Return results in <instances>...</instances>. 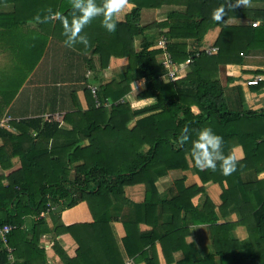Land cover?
<instances>
[{
  "label": "trees",
  "instance_id": "obj_1",
  "mask_svg": "<svg viewBox=\"0 0 264 264\" xmlns=\"http://www.w3.org/2000/svg\"><path fill=\"white\" fill-rule=\"evenodd\" d=\"M67 1L59 0L56 7L50 9L70 19L72 9L68 7ZM177 2L185 5L184 12L172 10L166 14L165 21H154L148 25L160 29L168 27L166 32L160 30L158 34L163 33L169 39L165 49L174 62L190 59L185 76L180 80L175 77L174 81L164 82L160 78L161 62L155 58L158 50L150 48L153 39L144 34L148 27L139 24V17L142 8ZM226 2L128 0L129 11L117 14L115 32L110 33L102 23H97L102 21L101 16L95 17V22L82 30V34H86L91 42L90 54L99 55L101 68L107 67L111 56L128 58L123 79L100 84L94 94L86 90L85 110L79 104L75 91H71L70 100L74 110L66 111L62 118L70 128H62L53 118L43 120L41 116L10 120L9 124L16 133L0 128V138L3 139L0 144V167L3 170L0 173V227L5 224L14 226L7 234V246L0 239V264H51L47 262L45 251L39 245L40 237L48 232L54 235L69 233L77 244L75 256L70 257L54 240L53 250L64 264H123V255L111 228L112 221L122 223V245L127 255L133 257L134 264L140 263L147 255L144 246L153 243L155 239H159L162 246H165V255L166 249L170 247L172 249L168 252L171 253L178 238L184 239L190 223H210L211 242L221 264L226 260L227 264H264V177L259 178V174L264 172V109L229 107L223 86L218 79L212 78V73H217L220 64H237L243 72L253 71L251 75L240 77L241 81L235 84L234 77L226 74V86L232 84L239 100L243 99L242 85L252 90L264 85V66L251 68L241 65L249 50L264 52V9L226 6V15L221 20L212 19L213 10ZM46 14L47 11L33 14L29 20L43 24L46 22L43 19ZM37 15L40 16L39 20L36 19ZM230 18L258 19L259 25L228 24ZM49 21L54 36L64 43L61 20ZM212 25L220 27L215 40L217 50L214 54H207L197 47L207 28ZM135 38L139 39L138 43L134 41ZM188 39L193 40L194 48L191 50H188ZM46 42L44 38L41 42L31 40L29 43L18 44L21 51L14 57L10 55L15 53L14 47L0 42V96L5 104L10 102L41 59ZM83 46L77 43L71 48L76 50ZM88 66L93 68L90 60ZM257 75L263 76L258 84H246L248 78ZM185 78L190 79L189 82L194 85L191 95L174 88L176 83L185 81ZM139 85L144 87L137 96L153 97L155 100L136 111L132 110L129 103L119 99ZM95 96L101 101L110 96L116 103L110 109L102 104L96 106ZM144 112L150 114L139 118L131 129L127 128L132 113L138 115ZM204 123L221 134L225 154H232L233 144L241 145L244 150V157L237 161L236 171L224 176L227 187L223 191L225 196L219 211L224 216L236 208L242 214L240 221L246 217L252 218L253 228L261 237V248L257 251L234 252L228 244L237 241L229 235L235 223L217 224L219 215L213 211L210 200H206L211 208L208 211L204 207L198 209L191 203V197L204 193L205 185L209 181H217L219 173V162L216 170H200L191 156L192 141ZM185 124L189 125L190 139L181 146L177 141ZM144 145H148V150L143 153L141 149ZM4 150L11 152L3 155ZM186 154L191 157L202 185L185 186L183 180H176L172 192L169 191L171 194L161 195L155 181L169 169H186ZM11 157H18V169L10 170ZM259 162H262L261 166ZM241 165L247 166L249 170L254 169L257 174V178L244 183L240 180L238 185L244 193L251 192L252 185L258 189L259 199L252 201L246 208L228 199L235 190L230 177H237L244 168ZM221 179L218 177L219 183H222ZM134 184L144 186V198L136 203L124 195L125 187ZM77 208L82 212L85 209V213L81 214L82 219L78 213V219L64 224L61 214ZM244 210H247V214H244ZM132 212L135 215H131ZM45 213H49L53 220L58 219L52 230L47 226L43 216ZM28 215L36 217L29 231L23 228V217ZM163 215L169 217L166 224L162 223ZM140 221L148 222L152 229L139 232ZM159 226L165 234H160ZM176 228L180 232L175 231ZM27 233L31 236L28 237ZM251 242L246 241L241 245L250 247L253 244ZM8 247L11 248L10 253ZM11 254L16 258L14 263H9L8 256ZM213 257L208 254L194 264H213ZM151 264L157 263L151 261Z\"/></svg>",
  "mask_w": 264,
  "mask_h": 264
},
{
  "label": "crops",
  "instance_id": "obj_2",
  "mask_svg": "<svg viewBox=\"0 0 264 264\" xmlns=\"http://www.w3.org/2000/svg\"><path fill=\"white\" fill-rule=\"evenodd\" d=\"M58 1L59 0L0 1V42H3V44H11L14 47L15 53H10L11 57L18 55V53L21 51V48L17 46L18 44H23L24 42L29 43L31 42V40H37L38 42H41L44 38L47 39V45L45 46L41 59L36 64L33 71L27 76L17 93L11 98L10 102L5 104L0 96V123L1 120H3L6 116H9L10 120L41 116L43 120L53 118L54 120L59 122L60 127L62 128H70V125L65 123L62 118L66 111L74 110V108L72 107V102L70 100L71 91H75V95L79 104L81 105L82 109L85 110L87 108V100L85 96L86 90H90L91 93L94 94L95 91H92V87H95L96 90L100 84L110 82L111 80H116V82H118L123 79V74L128 64V58L126 56H111L109 58L107 67L101 68L99 55L97 53L90 54V46H92L90 45V41L87 47L83 46L81 49L75 50L71 47H66L63 42H61L54 36L51 23H48V21H46L41 24L40 21L29 20L31 19V15L33 14L44 13L48 9L56 7ZM97 2L101 3L102 0H97ZM66 3L68 4V7H70V0H68ZM241 6L246 9H264V1H247L244 6ZM185 9V5L179 2L174 4L162 5L155 8H142L139 17V24L141 26L148 27V25L154 21H165L166 14H168V12L172 10L184 12ZM128 11L129 5L126 4V6L121 10V14ZM253 20L258 19L230 18L228 19L227 23L250 24V22ZM51 21L52 19L49 22ZM94 22L95 21L92 20L89 24L91 25ZM97 23L101 24V22ZM89 24H87L85 27H87ZM160 30L162 32H166L168 30V27L164 26L162 27V29H160L159 27L149 26L144 31V34H147L149 37H151V39H153V44L150 48L158 50L155 55V58L158 62H160V60L164 57V51L166 50L161 46L160 43L161 37L165 36L163 35V33L158 34ZM219 32L220 27L218 25H212L208 27L197 49L204 50L207 54H214L216 50L210 52H208V50L211 47L215 46V40ZM137 38H135L134 40L136 43H138L139 40ZM165 38L168 43L169 39H167L166 36ZM186 41L188 50L194 48L192 46V39H188ZM136 49L138 50L139 48L136 47ZM241 54L242 53H240V55ZM88 60L92 62L93 68L88 66ZM189 62L190 59L188 58L180 63L175 62L176 71L174 74V79L175 77H178V79L180 80V78L187 74V66ZM241 65L251 68L263 67L264 52H260L259 50H249V52L244 55ZM252 72L253 71H241V69L238 68L237 64L228 66L220 64L217 68L216 74L215 71L213 73L211 72L212 78L214 77V79H218L220 84L223 86L224 95L229 104V107L252 110L264 109V85L257 90H252L251 87L242 85V100L238 99L239 97L237 91L234 87L231 86L232 84L226 86V74L232 75L234 77L235 81L233 83L235 84L236 81H241L240 77L248 74L251 75L253 74ZM206 74H208V71L206 72ZM160 78L164 82L172 81L168 78V75L165 73V70L163 68H161L160 70ZM189 80L190 79L185 78V81H179L178 83H176V85L174 86L175 90H179L183 93H190L187 95H191L194 91V85H192ZM143 87V85H139L134 90L130 91L125 96L120 98L119 101H125L129 103L132 110L137 111L145 108L146 106L151 104L155 100V98H141L137 96V93ZM115 103L116 101H114L110 96H108L103 101L95 96L96 106L102 104L107 109H110L111 106ZM148 114H150V112H144L138 115L132 113L129 121L127 122V128L131 129L136 125V122L139 118ZM10 120L8 121V124ZM205 126L210 127L208 123H204L203 127ZM0 128H5L8 131L16 133V130L10 124L9 126ZM2 143L3 139L0 138V144ZM147 150L148 145H144L141 149L143 153ZM10 152L11 150H4L3 155L10 154ZM231 153L234 157H236L237 161L241 160L244 157V150L239 144L232 145ZM259 156L261 160L262 153ZM185 157L187 160L186 169H169L162 175H160L155 181L157 191L161 195L165 194L169 196L171 194L169 191L172 192L173 183L176 180H183V184L185 186H189L192 184H196L198 186L202 185V181L200 180L193 167L191 157L189 156V154H186ZM10 160L12 164L10 170L18 169V157H11ZM254 160L256 161V156ZM254 163L255 162H253V164ZM259 163L261 166L262 162ZM243 167V170L237 175V177H235L234 174V176L230 177V180H232V184L234 185L233 189L235 190L232 195L228 197V199L231 202H239L246 208L249 204H251L252 201L256 202L259 199V193L258 189L254 188L253 185L252 191L249 193H244L242 188H238L240 180H243L242 182L244 183L257 178V174L254 173V169L250 168L249 170L247 166ZM218 169L219 173L218 175L216 174L217 181H209L205 185V192L198 193L191 197V203L197 206L198 209L204 207V210L208 211L211 208H209L206 200H210V202L213 204V211L217 215H219L216 221L217 224H221L224 222L235 223V228L233 230H230L229 235L235 238L238 242L235 241L232 244H228L229 247H233L232 249L234 252H240L242 250L257 251L261 248V242H259L261 237L253 228L252 218L246 217L245 219H243V221H240L242 218V214H240L236 208H233L229 214L224 216H222L219 211V206L223 201V196H225V193L223 191L227 187V182L224 179V175H222L219 166ZM2 172L3 170H1L0 167V173ZM218 177L222 178V183L218 182ZM262 177H264V172H261L259 174V178ZM124 195L128 200L134 203L140 202L144 198V186L142 184L126 186ZM124 209H122V211ZM78 213H80V219H82L81 214L85 213V209H83V212L79 208L65 211L61 214V219L64 224H69L75 219L79 218ZM121 213H119V215ZM244 214H247V210H244ZM131 215L135 214L132 212ZM43 216L46 220L49 230H52L54 227V223H56L58 219L56 218L55 220H53L49 213H45L43 214ZM23 218V228L24 230L29 231L36 217L28 215ZM168 222L169 217L163 215L162 223L166 224ZM209 226L210 223L188 224V232L184 236V239L182 240L179 237L178 241L175 242V248L171 251V253L168 252V250L172 249L171 247L166 249V255L163 252L165 246H162L159 239H155L153 243L144 246L143 250L147 252V255L143 257L138 264H151V261H155L157 264H182V262H184L183 264H194L196 261L204 259L208 254H212L214 256L212 258L213 264H221L219 255L215 253L214 245L211 242ZM111 228L116 237L119 250L123 255V260L125 261L127 259H130L134 264L133 257H129L127 255L124 246L122 245L121 238L124 236V228L122 223L120 221H112ZM151 229L152 227L148 222L140 221L138 223L139 232L144 233L148 232ZM175 231L180 232V229L176 228ZM159 232L162 235L165 234L160 226ZM27 236L30 237V233H27ZM54 240H57V242L70 257L75 256L77 244L69 233L54 235L51 232H48L43 234L39 239V245L45 251L47 262L51 264H64L60 257L53 250L52 244ZM246 241H252L251 243L253 244L250 247L247 245L243 247L241 243H244ZM8 259L9 262L14 263V260L16 258L13 256V254H11L10 256H8ZM224 264H227V260Z\"/></svg>",
  "mask_w": 264,
  "mask_h": 264
},
{
  "label": "clouds",
  "instance_id": "obj_3",
  "mask_svg": "<svg viewBox=\"0 0 264 264\" xmlns=\"http://www.w3.org/2000/svg\"><path fill=\"white\" fill-rule=\"evenodd\" d=\"M128 0H70L72 9L71 18H65L60 12H52L47 10V14L43 17L44 21L51 19H60L63 25V35L65 36L64 45L73 47L77 43L83 44L85 47L89 45L86 34H82V30L95 17H102V26L108 32H115L117 28V14L126 6ZM247 0H227L225 4L215 8L212 12V19L219 21L225 15V8L239 7L245 5ZM37 20L40 16L37 15ZM190 139V128L185 124L178 137V143L183 144ZM223 137L215 132L211 127L205 126L196 131V137L191 144V156L195 166L200 169L216 170L219 162V168L222 175L228 176L236 171L237 160L232 154H225L223 150Z\"/></svg>",
  "mask_w": 264,
  "mask_h": 264
},
{
  "label": "built area",
  "instance_id": "obj_4",
  "mask_svg": "<svg viewBox=\"0 0 264 264\" xmlns=\"http://www.w3.org/2000/svg\"><path fill=\"white\" fill-rule=\"evenodd\" d=\"M250 25L253 26V27H256V26L259 25V21L258 20H253V21L250 22ZM160 43H161V46L163 48H165L166 43H167L165 36L161 37ZM214 50H217V47H215V46L211 47L208 50V52L214 51ZM164 52H165L164 53V57L160 60V62H161L162 68L165 70V73L168 75V78L173 81L174 80V74H175V71H176V64L173 61V59L171 58L170 54L167 52V50H165ZM262 79H263L262 75H257L255 77L248 78L246 80V84L247 85H256ZM92 91H95V87H92ZM9 120H10V117L6 116L3 120H1L0 127L9 126V124H8ZM13 227L14 226L11 225V224H5V225L0 227V239L3 242V244L6 245V246H7V234L12 230ZM8 252L9 253L11 252V248L10 247H8ZM123 264H133V262L130 259H127V260L124 261Z\"/></svg>",
  "mask_w": 264,
  "mask_h": 264
}]
</instances>
